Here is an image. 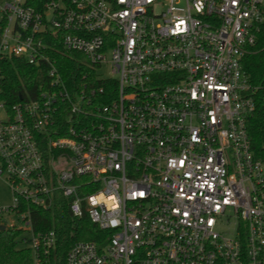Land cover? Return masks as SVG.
I'll return each instance as SVG.
<instances>
[{
	"label": "built area",
	"instance_id": "built-area-1",
	"mask_svg": "<svg viewBox=\"0 0 264 264\" xmlns=\"http://www.w3.org/2000/svg\"><path fill=\"white\" fill-rule=\"evenodd\" d=\"M57 45L97 82H66ZM255 49L264 0L1 1L0 218L29 234L32 264H264V161L247 131L264 77L242 67ZM12 56L38 79L8 102ZM59 196L102 232L60 263L56 230L32 229V208Z\"/></svg>",
	"mask_w": 264,
	"mask_h": 264
},
{
	"label": "trees",
	"instance_id": "trees-1",
	"mask_svg": "<svg viewBox=\"0 0 264 264\" xmlns=\"http://www.w3.org/2000/svg\"><path fill=\"white\" fill-rule=\"evenodd\" d=\"M48 0H27V3L40 10ZM66 82L73 78L77 83L85 79L96 81L95 70L90 67L84 56L74 51L64 50L60 45L51 52ZM4 73L2 97L8 102L18 100V94L25 95V90L34 92L38 79L37 69L27 63L24 58L10 57L1 61ZM242 67L248 74L250 81L259 83L264 77V49H255L246 55L242 61ZM86 77L82 78L83 75ZM105 97L103 102H107ZM247 131L250 147L255 158L264 161V109L260 101H257L256 109L247 121ZM32 229H54L57 232L56 253L59 263L71 244L78 239L97 240L100 230L86 217L72 218L67 206V199L59 196L56 205L51 210L32 208ZM2 224L0 223V226ZM25 232L21 228L5 227L0 229V264H32V251L25 243Z\"/></svg>",
	"mask_w": 264,
	"mask_h": 264
},
{
	"label": "rangeland",
	"instance_id": "rangeland-1",
	"mask_svg": "<svg viewBox=\"0 0 264 264\" xmlns=\"http://www.w3.org/2000/svg\"><path fill=\"white\" fill-rule=\"evenodd\" d=\"M3 1V0H0V2ZM101 74L103 75H108L109 72H108V69L104 68L100 71ZM11 192L9 190V188L7 187V185L5 184V182L3 181L2 178H0V203L1 204H10L12 199H11ZM0 223L2 225H5V227H9L11 225H16L18 226V222L15 218L14 215H3L1 218H0ZM26 236H28L29 234L28 233H25Z\"/></svg>",
	"mask_w": 264,
	"mask_h": 264
},
{
	"label": "water",
	"instance_id": "water-1",
	"mask_svg": "<svg viewBox=\"0 0 264 264\" xmlns=\"http://www.w3.org/2000/svg\"><path fill=\"white\" fill-rule=\"evenodd\" d=\"M20 96V95H19ZM5 228V225H1L0 226V229H4Z\"/></svg>",
	"mask_w": 264,
	"mask_h": 264
}]
</instances>
